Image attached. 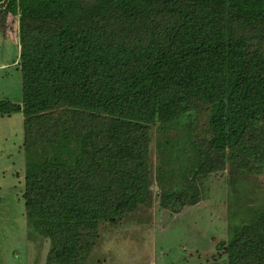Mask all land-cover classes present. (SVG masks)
Instances as JSON below:
<instances>
[{"label": "trees", "instance_id": "obj_1", "mask_svg": "<svg viewBox=\"0 0 264 264\" xmlns=\"http://www.w3.org/2000/svg\"><path fill=\"white\" fill-rule=\"evenodd\" d=\"M14 8L22 100L0 115L24 116L26 224L46 264H85L103 223L150 200L154 127L180 131L158 143L176 153L173 211L211 174L234 189L264 169V0H0ZM216 249L208 264H264V205Z\"/></svg>", "mask_w": 264, "mask_h": 264}, {"label": "rangeland", "instance_id": "obj_2", "mask_svg": "<svg viewBox=\"0 0 264 264\" xmlns=\"http://www.w3.org/2000/svg\"><path fill=\"white\" fill-rule=\"evenodd\" d=\"M10 12V11H8ZM0 9V100H22L18 62V9ZM206 113L199 115V135H205ZM23 113L0 115V264H46L49 240L29 232L25 217ZM180 131L153 128L150 143L151 198L126 214L119 223H103L85 264H208L217 243L227 240L240 224L264 205V169L243 173L234 189L230 171L200 181L203 196L195 205L173 211L161 203L162 194L175 188L176 153L165 158L159 140H172ZM163 137V138H162ZM249 214V215H248Z\"/></svg>", "mask_w": 264, "mask_h": 264}, {"label": "crops", "instance_id": "obj_3", "mask_svg": "<svg viewBox=\"0 0 264 264\" xmlns=\"http://www.w3.org/2000/svg\"><path fill=\"white\" fill-rule=\"evenodd\" d=\"M13 10H11L10 12H8V13H5V14H3V16H6L7 18H10V19H12V14H11V12H12Z\"/></svg>", "mask_w": 264, "mask_h": 264}]
</instances>
